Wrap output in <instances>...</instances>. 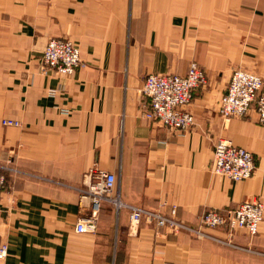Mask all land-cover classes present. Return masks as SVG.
Segmentation results:
<instances>
[{"label": "crops", "instance_id": "1", "mask_svg": "<svg viewBox=\"0 0 264 264\" xmlns=\"http://www.w3.org/2000/svg\"><path fill=\"white\" fill-rule=\"evenodd\" d=\"M70 39L84 66L42 71L47 43ZM197 62L208 84L186 109L187 132L147 120L149 74L185 75ZM264 81V0H0V264H264V221L210 230L225 243L143 223L105 205L94 234H78L79 190L94 168L114 173V195L198 225L211 209L264 203V126L256 108L219 114L234 70ZM15 120L22 126L4 125ZM219 140L254 154V176H216Z\"/></svg>", "mask_w": 264, "mask_h": 264}, {"label": "built area", "instance_id": "2", "mask_svg": "<svg viewBox=\"0 0 264 264\" xmlns=\"http://www.w3.org/2000/svg\"><path fill=\"white\" fill-rule=\"evenodd\" d=\"M42 71L58 76L74 75L84 66L80 48L70 39L50 40L42 55ZM208 84V76L196 62H191L185 75L149 74L143 83L142 95L149 101V109L143 116L162 124L170 132H187L195 125L194 115L186 108L194 100L195 92ZM256 107L258 121L264 126L263 80L256 74L235 70L225 94L219 102V114L226 121L243 117ZM4 125L22 126L15 120H5ZM255 158L252 152L219 140L214 147L213 173L221 178L242 182L254 176ZM7 182L5 168L0 165V216L2 214L1 193ZM117 177L114 173L94 168L86 175V182L79 190L80 216L75 225L78 234H94L98 230L100 212L110 205L117 212L128 210L132 231L143 224L153 225L157 230L166 229L171 234L187 233L195 239L225 243L210 233V230L227 228L230 234L246 231L251 237L258 233L264 221V204L257 199L243 202L235 208L211 209L204 212L198 225L183 222L173 208L169 214L125 202L114 195ZM7 246L0 245V259L7 256Z\"/></svg>", "mask_w": 264, "mask_h": 264}, {"label": "rangeland", "instance_id": "3", "mask_svg": "<svg viewBox=\"0 0 264 264\" xmlns=\"http://www.w3.org/2000/svg\"><path fill=\"white\" fill-rule=\"evenodd\" d=\"M197 63V62H196ZM198 64V63H197ZM236 70H242V69H236ZM235 71V70H234ZM233 71V72H234ZM243 71H245V70H243ZM246 72H248V71H246ZM250 73H252V72H250ZM233 74V73H232ZM254 74V73H253ZM55 75V74H54ZM58 76V75H57ZM232 76V75H231ZM260 77V76H259ZM262 78V77H261ZM231 79V78H230ZM263 80V79H262ZM263 88H264V81H263ZM252 108H256V107H252ZM249 113V112H248ZM253 154V153H252ZM254 155V154H253ZM258 199H260V198H258ZM260 201L263 203V201L260 199ZM264 204V203H263ZM192 237V236H191ZM199 240V239H198Z\"/></svg>", "mask_w": 264, "mask_h": 264}]
</instances>
